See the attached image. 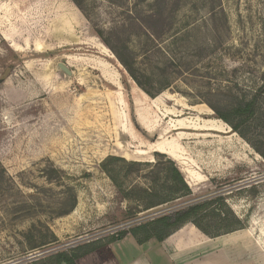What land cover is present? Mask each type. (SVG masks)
Returning <instances> with one entry per match:
<instances>
[{"label":"rangeland","instance_id":"374dc122","mask_svg":"<svg viewBox=\"0 0 264 264\" xmlns=\"http://www.w3.org/2000/svg\"><path fill=\"white\" fill-rule=\"evenodd\" d=\"M74 1L0 0V264L121 232L264 264V0Z\"/></svg>","mask_w":264,"mask_h":264},{"label":"crops","instance_id":"0c3cea01","mask_svg":"<svg viewBox=\"0 0 264 264\" xmlns=\"http://www.w3.org/2000/svg\"><path fill=\"white\" fill-rule=\"evenodd\" d=\"M133 96L134 102L147 98L139 89L134 90ZM220 246L207 242L200 234L191 235L184 245L178 244L174 235L160 242L155 238L138 242L137 238L127 236L103 248L102 257L88 259L90 264H222L218 257Z\"/></svg>","mask_w":264,"mask_h":264},{"label":"trees","instance_id":"16d2710c","mask_svg":"<svg viewBox=\"0 0 264 264\" xmlns=\"http://www.w3.org/2000/svg\"><path fill=\"white\" fill-rule=\"evenodd\" d=\"M71 1L77 6V3L74 0H71ZM138 86L140 87L139 84H138ZM142 90L146 94H149L144 89H142ZM238 114L241 115L240 110H238ZM219 118H221L222 120L228 122L227 119L224 118V117H222V116H219ZM258 152L264 158V153L261 152V151H258ZM137 164L138 163H130L129 165L130 166H136ZM172 174L173 175H172L171 179L174 181L175 185H182V188H184V190H186L188 192L189 190L185 186V184L183 182V179H182L180 173L176 169H173L172 170ZM179 188L180 187H177L175 189V193L176 192H178V193L182 192V189H179ZM209 204H210V202H203V203H200V204H196V205L187 207L186 209H183L181 211H178L174 215V218L172 217L173 219L171 217H169V216H165V217H162L160 219H157L151 225H147V227L150 228V227H152V225H154V226H163L166 229L167 228L170 229V228L178 227L179 225L181 226V225L186 224V223H188L190 221L193 222V221H195V219L198 218V216H200L202 213L205 212V210L208 208ZM147 227H145V228H147ZM145 228H143V229H145ZM237 230H239V229H237ZM234 231L235 230H233V231H229L228 230L226 233H232ZM204 232H205L204 234L207 235V237L209 239H215V238L218 237V233H206V231H204ZM133 234H134V236L133 235L132 236L136 238V236H135L136 233H133ZM125 236H127V233L121 232V233H119V234H117L115 236L114 241H116L117 239H120L121 240ZM151 238H155L158 242H160L165 237L162 236V235H160L158 232H146L143 238L138 239V242H143V241H146V240L151 239ZM90 252L91 251H88V252H86L84 254H81V255H77L74 251H70V252H59V253L50 255L47 258L43 259L40 264H77V261L80 258L88 255Z\"/></svg>","mask_w":264,"mask_h":264},{"label":"water","instance_id":"95a60500","mask_svg":"<svg viewBox=\"0 0 264 264\" xmlns=\"http://www.w3.org/2000/svg\"><path fill=\"white\" fill-rule=\"evenodd\" d=\"M56 69L58 71H61L62 73H64L67 77H71L72 76V71H70L68 69V66H66L64 64H61V63L57 64L56 65Z\"/></svg>","mask_w":264,"mask_h":264}]
</instances>
